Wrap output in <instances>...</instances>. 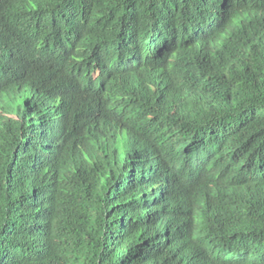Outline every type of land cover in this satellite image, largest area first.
<instances>
[{
	"label": "trees",
	"instance_id": "16d2710c",
	"mask_svg": "<svg viewBox=\"0 0 264 264\" xmlns=\"http://www.w3.org/2000/svg\"><path fill=\"white\" fill-rule=\"evenodd\" d=\"M99 57L124 73L108 94ZM184 57L199 74L170 97ZM6 89L39 125L22 139L0 98V264H264V184L247 182L264 159V0H0ZM123 93L149 117L113 118L104 101ZM223 154L257 190L217 207L213 237L193 214L213 206L201 173Z\"/></svg>",
	"mask_w": 264,
	"mask_h": 264
},
{
	"label": "clouds",
	"instance_id": "9594fccd",
	"mask_svg": "<svg viewBox=\"0 0 264 264\" xmlns=\"http://www.w3.org/2000/svg\"><path fill=\"white\" fill-rule=\"evenodd\" d=\"M251 7L246 11L245 17H251ZM216 20L217 19H215L213 22ZM212 42H215V40L211 34L209 44ZM218 50H220V46L215 50V52ZM185 58L186 57H184L176 66L173 67L172 70H169L163 76L164 82L172 84L168 90V95L170 97H174L172 93L173 91L183 90V84L189 82L194 75L199 74L196 66L186 64ZM94 59L97 64L94 75L100 78L101 89H104V93L108 94L114 89V86L124 76V73H122V68L116 67L110 57H99ZM149 87L151 88V86ZM8 89H10V87ZM8 89L4 90L0 94L1 103L4 106L12 104V106L14 105L21 107V111L23 113L20 119L18 134L22 137V139L32 137V135L37 133L36 129L39 125L38 115L35 111V108L33 107L34 105L32 100L24 98L18 91ZM104 104L107 111L112 115L113 118H115L120 113V111L128 113V115L135 121L142 120L145 116L149 117V112L147 111L143 101L129 93L119 94L114 98H110L107 102L104 101ZM34 140L37 141V139ZM25 145L27 147L22 146V148L26 149L25 151L27 153V151L31 150L29 145L32 144L26 141ZM16 156L17 152L14 157ZM203 158H205V153L199 152L195 157V161H202L205 165L210 162L209 160L204 162ZM23 163L24 165L29 164L28 160H25ZM260 164L262 171L258 175L254 174L252 177H249L247 182L255 180L254 185L259 183L264 184V159L261 160ZM240 168L241 163L239 159H228L223 154L216 160L215 163L206 166L203 169V172L201 173L200 184L204 191H206L211 197H214L211 202L213 206L210 209L202 207L200 210L194 212L192 228L204 229L209 233L210 236L213 237L215 235L220 236L222 229L214 218L217 214V207L219 205H226L229 207L230 204H233L231 208L235 212V210L238 208V200L248 201L253 197L252 191H256L257 188L249 189L245 185L241 187L236 181L235 175L240 171ZM20 170L26 175H29V167L28 169L26 166L20 167ZM204 223L209 224V226H204ZM45 232L46 231L43 232L44 237ZM190 237L192 240L188 245V250L194 251L201 248H209L208 239L195 240L192 235H190ZM199 241L201 244L197 245L196 243ZM232 257L233 256L229 258Z\"/></svg>",
	"mask_w": 264,
	"mask_h": 264
}]
</instances>
